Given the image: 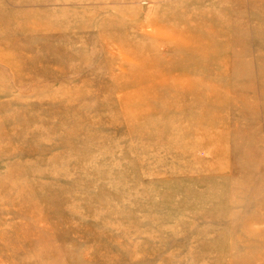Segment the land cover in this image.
<instances>
[{
  "label": "rangeland",
  "instance_id": "rangeland-1",
  "mask_svg": "<svg viewBox=\"0 0 264 264\" xmlns=\"http://www.w3.org/2000/svg\"><path fill=\"white\" fill-rule=\"evenodd\" d=\"M0 264H264V0H0Z\"/></svg>",
  "mask_w": 264,
  "mask_h": 264
}]
</instances>
